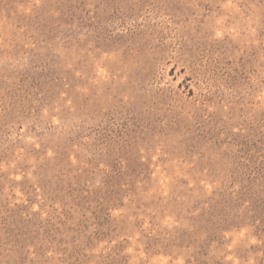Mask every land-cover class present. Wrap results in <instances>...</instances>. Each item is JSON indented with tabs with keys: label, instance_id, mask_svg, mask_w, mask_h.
Returning a JSON list of instances; mask_svg holds the SVG:
<instances>
[{
	"label": "rangeland",
	"instance_id": "374dc122",
	"mask_svg": "<svg viewBox=\"0 0 264 264\" xmlns=\"http://www.w3.org/2000/svg\"><path fill=\"white\" fill-rule=\"evenodd\" d=\"M0 264H264V0H0Z\"/></svg>",
	"mask_w": 264,
	"mask_h": 264
}]
</instances>
